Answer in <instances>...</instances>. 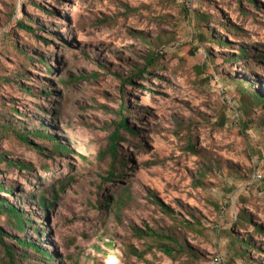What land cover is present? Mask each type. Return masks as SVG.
Returning <instances> with one entry per match:
<instances>
[{"label": "rangeland", "instance_id": "374dc122", "mask_svg": "<svg viewBox=\"0 0 264 264\" xmlns=\"http://www.w3.org/2000/svg\"><path fill=\"white\" fill-rule=\"evenodd\" d=\"M0 185V264H264V0H0Z\"/></svg>", "mask_w": 264, "mask_h": 264}, {"label": "trees", "instance_id": "16d2710c", "mask_svg": "<svg viewBox=\"0 0 264 264\" xmlns=\"http://www.w3.org/2000/svg\"><path fill=\"white\" fill-rule=\"evenodd\" d=\"M247 1L253 2V0H247ZM21 26L24 29H26L27 31H31L32 30V28L30 26H25L23 24ZM226 44L228 45V43H225L223 45H226ZM241 52H242V55L239 58H244L245 59V57L248 56V51L242 49ZM41 61L45 63V60L42 59ZM154 62H155V57L152 55L149 58V64L153 65ZM127 82L130 83V81H127ZM253 100H254V102H257V101H259V98L257 97V98H254ZM260 102L262 103V100H260ZM122 130H125V131L131 133L132 135L135 134V132L128 126L127 118H125V116L121 118V120H120L119 124L117 125L115 131L110 136V147L108 149V154H109V156L111 157V159L113 161H115L116 158L118 157V144L122 140V137L120 136V133H121ZM30 136H32L34 138H38V139L39 138H44V139H48L50 141H53L55 143V145H56L55 146L56 147V151H58V152H61V153L69 152L67 146H65L63 144H60L57 141V139H55L51 135L45 134L43 131L34 130L31 133H26V134H23V135L21 134L20 135V139H22L23 141L26 142ZM21 167L23 168L25 166L21 165ZM115 175H116L115 173L111 174V176H115ZM14 191H15V188L6 189L4 186L0 185V193H5V194H10L11 195ZM39 205L45 210H47L49 208L48 202L43 197L40 198ZM161 206H162V208L165 211H167V212L171 211L165 205L161 204ZM0 214H6L8 217L14 219L15 220L14 221L15 228L19 232L26 231L28 229V227H29V229H31V227L34 225V222L32 220H30V218H28V216L22 211V209L16 207L15 205H11L7 201L1 200V199H0ZM36 232L39 233L40 231L37 229ZM136 232H137V236L141 237V238H143V237H155V238H157L160 241L162 239H168L171 242H175V247L178 248V251L184 250L183 246L178 241L173 240L169 236H166V235L164 236V235L160 234L159 232L153 231L149 227H146V230L137 229ZM0 235L4 236V232H2L1 230H0ZM18 243L20 245L27 246L29 248L35 249V251L39 255H42V258L44 259V261H42V262L44 264H49V262L55 260V257L53 255H50L48 252H46V250H43L41 248V246L37 245L35 242L29 241L27 243V242L18 240ZM4 247L6 249V253H7L8 257H9V264H15V256H14L13 249L11 247H9V246L6 247L5 245H4ZM160 249L167 256L172 257V258L174 257L175 249L173 247H171L170 245H168V243L163 244L160 247ZM138 255H140V254H138ZM140 256H142V255H140Z\"/></svg>", "mask_w": 264, "mask_h": 264}, {"label": "built area", "instance_id": "2783aa9c", "mask_svg": "<svg viewBox=\"0 0 264 264\" xmlns=\"http://www.w3.org/2000/svg\"><path fill=\"white\" fill-rule=\"evenodd\" d=\"M213 264H223V260L221 258H215Z\"/></svg>", "mask_w": 264, "mask_h": 264}]
</instances>
